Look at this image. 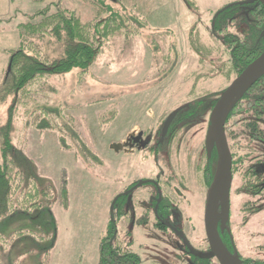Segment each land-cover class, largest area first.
<instances>
[{
  "label": "rangeland",
  "instance_id": "374dc122",
  "mask_svg": "<svg viewBox=\"0 0 264 264\" xmlns=\"http://www.w3.org/2000/svg\"><path fill=\"white\" fill-rule=\"evenodd\" d=\"M56 1L0 0V88L9 61L8 51L18 47L16 25L48 5L53 11ZM90 1L63 0L62 5L76 9L82 21L93 18L97 12L101 15L99 17H105L104 8ZM193 1L199 6L196 12L190 11L181 0H103L121 15L123 23L133 22L134 28L141 18L146 19L139 28L141 32L134 36L119 34L105 40L96 60L85 72L75 66L46 79L47 89H52L48 96L49 105L60 106L66 116H74L80 142L91 150L90 156L96 155V159L75 149L61 148L57 130L39 132L28 125L22 112L13 114L17 119L13 120L10 137L33 161L40 175V186L44 188L50 184L52 194L49 192V197L45 196V201L50 203L40 208L22 212L16 209L0 219V264L98 263V244L113 226L112 199L116 188L126 184V179L125 182L115 181V176L124 178L130 166L124 155L113 152L111 144L121 143L127 133H134L137 128L148 130V126L152 127L154 123L158 126L174 108L191 102L189 107L196 109L198 121L180 131L185 138L193 137L194 145L201 146L204 141L210 145L208 127L214 100L237 75L229 83L219 76L194 88L189 87V80L182 83L198 64L196 55L189 48L188 35L194 23L204 28L205 23L201 21L210 18L213 11L243 0ZM243 28L240 27L244 31ZM49 40L46 36L41 40L46 52L60 58L64 45ZM204 92L202 101L198 102L196 95ZM12 102V95L2 98L0 93V146L2 127L6 124ZM246 114L237 109L228 128L240 134L241 152L258 153L255 157L259 162L264 146L259 147L257 142L252 146L249 133L243 126ZM67 135L68 132L64 137ZM229 143L233 151L239 150H236L235 141ZM260 165V171H263L264 162ZM234 188L230 193L225 228L240 256L264 260V192L257 201H247V209H243L247 212L244 213L240 210V202L234 204L241 197L240 190ZM191 189L180 202L179 199L174 201L178 203L172 208L171 217L178 221L180 234L187 237L192 247L208 253L210 249L203 223L205 189ZM248 207L254 211L248 213ZM216 223L223 224L221 217ZM131 226L129 228L125 223L119 227L115 239L138 255L139 264H151L149 255L162 250L179 254L177 259L181 261L174 260L172 264H188L187 256L174 248L175 236L170 233L171 237L168 234L163 236L149 226ZM16 230L25 232L20 235ZM258 237H261L263 250L257 246ZM244 239H247L248 246ZM216 260L211 256L203 264H218Z\"/></svg>",
  "mask_w": 264,
  "mask_h": 264
},
{
  "label": "trees",
  "instance_id": "16d2710c",
  "mask_svg": "<svg viewBox=\"0 0 264 264\" xmlns=\"http://www.w3.org/2000/svg\"><path fill=\"white\" fill-rule=\"evenodd\" d=\"M90 1V0H89ZM190 11L196 12L199 6L193 0H182ZM63 0H57L54 10L46 6L30 15L25 22L16 25L18 47L8 51L9 71L6 68L5 78L0 88L2 98L13 96V102L8 110L6 124L2 127L3 141L0 146V219L14 210L32 211L35 208L50 203L51 186H40V175L30 160L12 141L10 135L13 114L22 112L29 126L39 132L57 130L61 148L75 149L87 157L90 151L80 142L74 116L64 114L60 106H50L49 92L46 87L47 78L52 74H62L73 67H80L85 72L99 55L103 42L108 38L121 35H133L141 32L139 28L144 18L134 28V23H123L121 15L114 12L112 6L103 0L90 2L105 10L106 16L101 18L98 12L93 18L81 20L76 9L62 5ZM194 23L190 28L189 48L197 57V69L189 73L182 81H190L189 87H199L204 81L223 77L229 83L247 64L254 60L264 50V5L258 0H243L226 4L213 11L210 18ZM201 25V26H200ZM129 26V27H128ZM133 26V28H132ZM243 26L244 31L240 29ZM131 27V28H130ZM130 28V29H129ZM231 28L234 31H231ZM49 41L64 45L60 58L49 55L41 43L43 37ZM221 63V64H219ZM201 86H204L203 84ZM192 92L190 95H192ZM206 93L197 94L198 102ZM195 102V103H198ZM191 102L183 106L182 113L190 108ZM187 109V110H185ZM243 110L246 118L244 129L254 131L259 147L264 146V75L261 76L237 101L228 112L225 130L233 140L236 131L228 128L232 114ZM196 109H194L195 111ZM179 120V118L174 119ZM69 137H64L65 134ZM79 143H76V142ZM70 142V143H69ZM80 144V145H79ZM95 154L90 156L93 159ZM260 163L264 162V152L260 155ZM235 164V162H234ZM236 167V164L235 166ZM260 193L264 192V170L260 171ZM62 194V192H59ZM52 194V192H51ZM47 197V198H48ZM112 227V226H111ZM22 235L21 230H16ZM15 233V234H16ZM108 235L98 244L97 264H139L138 255L129 247L123 246L113 235V227ZM251 264H264L255 260Z\"/></svg>",
  "mask_w": 264,
  "mask_h": 264
},
{
  "label": "flooded vegetation",
  "instance_id": "af4514ba",
  "mask_svg": "<svg viewBox=\"0 0 264 264\" xmlns=\"http://www.w3.org/2000/svg\"><path fill=\"white\" fill-rule=\"evenodd\" d=\"M218 98L214 100V104ZM183 106L180 105L174 108L163 118V122L158 126L156 125L157 123H154L152 127L148 126L150 130L145 128V131L137 128L134 133H127L121 143L114 142L111 144L113 152L124 155L130 163L124 178L115 176V181L125 182L126 179V184L125 186H118L116 188V193L111 202L113 204L112 216L114 218L112 226L113 235L117 236L118 228H122L125 223L126 225L128 224L129 228L133 227L131 224L149 226L163 236L166 234L170 237L171 235L175 236L177 240L175 241L174 248L184 256H187L186 261H188V264H203V261L207 260V258H202L190 250L184 237L180 234L182 232L178 227L180 224L171 217V211L176 203L184 199L185 193L192 190L191 187H196V189L200 190L205 189L206 198L208 186L214 178L213 175L217 166V143H210L208 150L207 142L204 141L203 145L197 146L193 143V137L185 138L180 129L195 125V122L197 123L198 121L197 116L199 117V115H197L194 109H185L187 111L182 113ZM175 110H178V112L173 117L163 136L162 132L166 119ZM176 117L179 120L175 121ZM249 136L253 143L252 146L257 144L253 130H250ZM226 138L229 141L231 140L227 133ZM238 138H240V134L236 132V137L233 141H235V145H237L236 150L239 149V152L233 151L228 141L232 164L230 193L234 187L240 190L239 194L241 197L239 196L238 200L234 201V204L238 205L240 202L242 204L240 210L246 213L247 211L243 209H247V201H257L261 194L259 192L261 189V165L258 162L259 159L255 157L258 153L250 152L252 155L249 156L250 153L241 152L242 148L239 146ZM234 162L236 167H234ZM134 165H136L135 168L133 167ZM252 186L254 188H250ZM177 200L178 202H174ZM248 209L250 210L248 213L254 211L251 207H248ZM217 232L223 244L232 253L235 246L233 245L234 241H231V236L226 228H221V223L217 224ZM258 238L259 243L256 245L263 250L261 237ZM167 242H169V238ZM188 242L190 243L189 240ZM243 242L246 244L247 239H244ZM169 246L172 248L171 242ZM258 247L257 250H259ZM193 248L198 250V252L200 251V253L203 252L196 247ZM178 255L171 254L170 250H162L154 252L149 257L151 264H172L175 262L174 260L178 263L181 261L177 259ZM237 256L245 264H251L257 259L244 255L240 256L238 253ZM258 259L264 262V260ZM216 261L219 264L218 260Z\"/></svg>",
  "mask_w": 264,
  "mask_h": 264
},
{
  "label": "water",
  "instance_id": "95a60500",
  "mask_svg": "<svg viewBox=\"0 0 264 264\" xmlns=\"http://www.w3.org/2000/svg\"><path fill=\"white\" fill-rule=\"evenodd\" d=\"M264 5V0H259ZM264 34V30L261 32V36ZM9 71V66L7 68ZM264 75V50L258 54L253 61L241 70V72L234 78L225 90L220 94V97L216 100L214 108L210 114V125L208 127L209 135L208 140L210 143H217V162L216 169L213 175V180L208 186L206 193V202L204 205V233L206 235L210 250L208 253H200L194 250L184 237L187 246L190 250L199 255L202 258H209L211 256L216 257L219 264H245L237 256L236 249L231 253L227 247L223 244L220 236L217 232V221L221 217L223 224L221 228L225 227V220L229 213V193L231 176V153L229 151V145L226 138V130H224L226 117L228 112L234 105L240 100L244 93L250 88L256 81ZM178 110L172 112L166 119L163 136L166 133L171 120L177 114ZM209 150V146H208ZM113 204L111 206V210ZM219 209V211H218ZM232 241V240H231Z\"/></svg>",
  "mask_w": 264,
  "mask_h": 264
},
{
  "label": "crops",
  "instance_id": "0c3cea01",
  "mask_svg": "<svg viewBox=\"0 0 264 264\" xmlns=\"http://www.w3.org/2000/svg\"><path fill=\"white\" fill-rule=\"evenodd\" d=\"M182 1V0H181Z\"/></svg>",
  "mask_w": 264,
  "mask_h": 264
}]
</instances>
